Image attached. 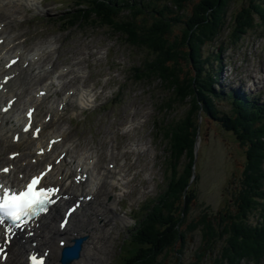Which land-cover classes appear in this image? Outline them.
I'll return each instance as SVG.
<instances>
[{"label": "rangeland", "instance_id": "1", "mask_svg": "<svg viewBox=\"0 0 264 264\" xmlns=\"http://www.w3.org/2000/svg\"><path fill=\"white\" fill-rule=\"evenodd\" d=\"M76 1L31 0L27 4L17 0L8 6L5 5L7 0H0V24L5 25L2 32L8 37L11 49L18 47V50L31 53L38 47L47 48V54L34 66L24 68V73L20 75L24 96L13 114H21L30 104L25 102L26 98H31L34 91L47 82L55 81L57 74L56 82L41 105L40 116L50 107L60 111L59 117L45 130L46 136L65 131L59 144L69 149V159L87 152L92 155L95 175L101 173L102 169L111 170L107 187L98 193L90 206L94 208V214L99 213L96 229L105 223V236L103 239L100 237L102 248L98 250L101 252V264H122L121 256H126L129 248L128 243L123 241L130 240L142 207L149 201L153 202L154 197L165 188L171 173L165 151L168 149L165 139L167 130L160 127L167 128L173 122L184 119L190 106L187 101L174 102L173 94L166 91L158 78L152 76L136 81L132 69L143 59L149 60L152 54L130 46L110 28L92 22L84 27L75 25L61 30L57 23L58 16ZM151 1L160 7L169 5L167 0ZM198 1L189 0L182 11L184 13L178 14L176 11L174 16L181 21L187 19L192 5ZM245 1H227L223 29L217 38L203 45L202 58L205 60L209 54L213 56L220 50L222 68L218 79L222 86L227 84V90L241 88V91L253 93L262 90L260 96L264 99V88H258L264 82V17L253 13L256 16L253 27L238 38L231 37L234 17ZM262 2L264 4V0ZM124 15H127L126 11H122L120 18H124ZM172 30L178 32L180 24L173 26ZM2 56L3 62L7 54ZM211 60L214 61L212 57ZM186 61L179 59L178 63H181L184 72L189 70L190 74L191 68ZM213 64L212 69L216 70L217 63ZM42 68L44 72L38 75L36 72ZM60 72L62 74L58 76ZM76 87L87 88L91 100L88 106L84 108L74 104V97L71 96L66 106L59 109L60 98L64 94L69 95ZM14 88L17 89L16 86ZM217 107L223 111L229 108L220 103ZM197 125L198 152L195 176L187 186L191 191L192 203L186 223L198 221L205 215L216 219L217 215L227 211L234 213L232 198L242 178L245 162L243 147L216 121L200 116ZM186 160L182 155L178 162L173 161L179 173ZM108 163H113L114 168H108ZM82 187L84 193L88 192L86 184ZM258 210L248 214L246 220L249 224L258 223ZM107 211L110 219L106 217L103 220L102 212L106 215ZM200 239V230H191L181 254L167 252L165 257L159 258V264H190L196 259L195 252L202 246ZM220 247L219 241L212 252L217 254ZM211 256H203L202 262L213 264ZM239 264L253 263L243 260ZM259 264H264V258L260 259Z\"/></svg>", "mask_w": 264, "mask_h": 264}, {"label": "trees", "instance_id": "2", "mask_svg": "<svg viewBox=\"0 0 264 264\" xmlns=\"http://www.w3.org/2000/svg\"><path fill=\"white\" fill-rule=\"evenodd\" d=\"M188 1L167 0L169 5L160 7L155 3L144 5L141 0H77L61 12L57 23L61 30H67L94 22L110 28L130 46L152 54L149 60L143 59L132 69L135 80L158 78L166 91L173 94L174 102L187 101L190 106L184 119L167 128L159 126L167 130L166 152L171 173L163 192L144 206V214L136 221L122 264H159V258L165 257L167 252L181 254L187 234L193 229L200 230L202 246L190 264H205L202 258L208 254L212 255L213 264H239L243 260L259 264L264 258V105L250 103L218 86L217 92L220 50L213 56L209 54L205 60L202 58L203 45L212 42L223 29L228 0H199L192 5L186 21H181L174 14L176 11L184 13ZM262 1L243 3L234 17L231 37L238 38L253 27V13L264 17ZM122 11L127 12L124 18H120ZM178 24L180 30H172ZM179 59L187 60L190 74L189 70L181 69ZM212 63H217L216 70L212 69ZM218 103L226 104L228 110L218 108ZM200 116L216 121L235 138L244 149L245 162L232 198L234 213L227 211L216 219L205 215L198 221L186 223L192 203L187 186L192 175ZM182 155L187 160L179 173L173 161L178 162ZM257 209L258 223L249 224L248 214ZM219 241L221 247L214 254L212 248Z\"/></svg>", "mask_w": 264, "mask_h": 264}, {"label": "bare ground", "instance_id": "3", "mask_svg": "<svg viewBox=\"0 0 264 264\" xmlns=\"http://www.w3.org/2000/svg\"><path fill=\"white\" fill-rule=\"evenodd\" d=\"M17 0H7L5 5L12 6L15 4ZM25 1V3L31 2V0H21ZM31 6V5H29ZM0 8L2 9V5L0 4ZM5 25H2V28L0 29V37L3 36V28ZM7 27V26H6ZM13 47V45H12ZM46 47L42 48L38 47L35 49L34 52H26L22 51V49L18 50V47L12 48L9 45L8 37L5 36L3 42L0 44V78L7 75L11 77L7 80V82L3 85V89H0V103L2 101L6 102L7 99H9L11 96H17V99L11 106V108L6 112L2 113L0 111V168L11 165L13 168L12 170L6 174H0V177L5 182H14L20 180V178H17L18 175L14 176L13 171L16 170L17 173L22 172V177L25 176L27 170H32V168L37 167V162H35L34 165L30 164L29 162H24L21 164L20 160H28L30 157H28V154H25L22 150L25 148V150L29 149L31 146H37L36 149L41 148V146L45 147L47 143V139L52 136H46L45 130L47 127L54 122L59 117L60 111L55 108V110H52V108H48L47 112L43 116H40L41 111V105L43 104L46 95L49 93L50 89L52 88L53 82H56V76L55 74V81L53 82H47L44 84L43 88H38L34 91L37 92L38 90L42 89L45 90L46 93L43 96H35L33 95L31 98H26L25 102L30 103L28 106H33L35 108L34 111V123H38L41 125V131L39 133V136L37 139H32L30 136V133H20L19 139L12 141V135L18 130V125H21L23 121H25L23 115L19 114H13V109L17 108V106L21 105V99L23 98L22 92V83L19 81V77L21 74L24 73L23 63L27 62L28 67L34 66V64H37L45 54ZM4 50V53H2ZM9 53L13 54L12 57H18V61L16 64H14L12 67H8L5 69V62H2L1 54H7L6 58L9 57ZM11 58V57H10ZM43 68L37 71V74L43 73ZM37 75V76H38ZM60 75V74H59ZM252 81V80H251ZM52 83V84H51ZM243 84V83H242ZM59 85V84H58ZM14 86L17 87V89L14 88ZM252 89V88H251ZM71 96L74 97V104L78 106H83L86 108L91 100L88 98L87 89L84 87H76ZM5 98V100H4ZM70 98L68 96H65V94L60 98V103L63 101L66 103L67 99ZM0 104V108L3 104ZM64 104V105H65ZM24 106V105H23ZM27 107V106H26ZM17 111V110H15ZM46 111V110H45ZM18 112V111H17ZM50 114V115H49ZM49 115L50 119L45 122L44 116ZM39 117V118H38ZM8 133V134H7ZM62 136H65V131L62 132ZM46 136V138H45ZM58 149L66 150L68 152V148L65 145H61L59 143H56L53 145L52 151L49 153H44L40 156H36L38 159L45 156L42 160L45 159L46 163H49L50 158L52 157V152L57 153ZM21 152V159L20 155L18 157L9 158V155L12 153L17 154L16 152ZM28 151V150H27ZM68 154V153H67ZM35 158L34 151H32V156ZM56 158L53 156L51 158L52 161ZM71 156L66 155L63 157L62 161L58 165H54L53 169L46 175V179L48 182H55L58 183L57 186L61 187V189H64L65 193H74L76 194L77 191L80 190L81 185L85 184L87 185V194H91L93 197H97L98 193L107 187V178L110 177L111 171L108 169H102L101 173L95 175L93 172V163H90L88 160L89 158H92L91 154H88L87 152H84L80 154L78 157H75L73 160H69ZM92 166V167H91ZM77 167H81L80 172H87V177L83 184L79 183V185H76L75 182H73L74 176L77 175ZM13 175L11 176V174ZM21 177V179H22ZM58 177H60L58 179ZM109 186V185H108ZM77 195V194H76ZM95 197V198H96ZM100 202V201H99ZM98 202V203H99ZM97 203V204H98ZM65 202L59 203L57 205H54L52 209L48 211L47 214L43 216L40 220H38V225L33 228H35L34 237L32 238V241H36L35 245H31L30 241L28 239H25V241H22L23 237L22 234L20 236L16 237L14 236L13 241L11 242V261L16 264H25L26 260L23 259L21 255H25L28 250L32 247L34 250H39L42 252L45 249H48V254L46 257V264H58V252L60 250V247L57 245V242L61 239H64L67 244L70 243L71 239L74 237L85 236V240L83 241L82 247L78 253L77 259H74L71 264H101V255L98 252L99 248L101 249V239L105 236V229L102 226L98 225V229H96L97 226V217L94 218V212L93 207L90 205H86L83 207V209L77 211V213L74 215V220L71 221L70 225L68 227H65L63 230H60L58 228V217L60 216L61 207H63ZM101 206V205H100ZM102 207V206H101ZM106 211V210H104ZM99 214V213H98ZM103 220L106 218L105 212H102ZM97 216V215H96ZM103 223V222H102ZM102 236V237H101ZM101 237V239H100ZM1 264H8L7 261H4Z\"/></svg>", "mask_w": 264, "mask_h": 264}, {"label": "snow or ice", "instance_id": "4", "mask_svg": "<svg viewBox=\"0 0 264 264\" xmlns=\"http://www.w3.org/2000/svg\"><path fill=\"white\" fill-rule=\"evenodd\" d=\"M43 175L44 173H40L39 176L33 177L21 190L0 186V220L4 216L13 220L30 217L34 214L35 208H42L45 201H50L51 194L55 190L47 187H37ZM32 259L36 260L35 257Z\"/></svg>", "mask_w": 264, "mask_h": 264}, {"label": "water", "instance_id": "5", "mask_svg": "<svg viewBox=\"0 0 264 264\" xmlns=\"http://www.w3.org/2000/svg\"><path fill=\"white\" fill-rule=\"evenodd\" d=\"M196 156H197V143L195 144V147H194L193 164L195 162ZM83 240H84V237L75 238L73 239V243L71 245L66 246L63 249H61L60 257H59L60 264H69L71 260L77 258L78 252L81 248V243Z\"/></svg>", "mask_w": 264, "mask_h": 264}]
</instances>
